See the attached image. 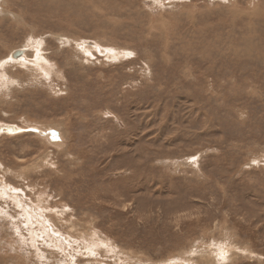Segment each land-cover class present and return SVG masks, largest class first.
<instances>
[{
    "label": "rangeland",
    "instance_id": "1",
    "mask_svg": "<svg viewBox=\"0 0 264 264\" xmlns=\"http://www.w3.org/2000/svg\"><path fill=\"white\" fill-rule=\"evenodd\" d=\"M0 264H264V0H0Z\"/></svg>",
    "mask_w": 264,
    "mask_h": 264
},
{
    "label": "bare ground",
    "instance_id": "2",
    "mask_svg": "<svg viewBox=\"0 0 264 264\" xmlns=\"http://www.w3.org/2000/svg\"><path fill=\"white\" fill-rule=\"evenodd\" d=\"M20 50H21V49H20ZM17 51H18V50H17ZM85 54H86V53H85ZM12 55H13V54H12ZM39 55H40V54H39ZM39 55H38V56H39ZM23 56H24V54L22 55V57H23ZM38 56H37V57H38ZM12 57H14V56H12ZM24 57H25V56H24ZM44 58H45V57H44ZM13 59H14V58H10V60H13ZM18 59H19V58H18ZM38 59H39V62H40L41 65H42L43 62H45V60H44L43 58H41V57H38ZM42 59H43V60H42ZM16 60H17V59H15V61H16ZM36 63H37V62H36ZM28 64H29V63H28ZM42 67H46V66H42ZM1 129H3V128L1 127ZM5 130H6V129H5ZM9 130H11V129H9ZM12 130L14 131V129H12ZM18 131H19V130H18ZM14 132H15V131H14ZM44 136H45V135H44ZM46 136H47V138H49V139H53V138H54V137L51 135V133L47 134ZM52 137H53V138H52ZM58 137H59V136H58ZM53 140H54V139H53ZM51 142H52V141H51ZM13 197H14V196H13ZM15 199L17 200V198H15ZM17 201H18V200H17ZM31 213H32V212L29 211V212L27 213V215H32ZM34 213H35V211H34ZM40 216H41V215H40ZM35 217H36V216H35ZM31 221H32V220H31Z\"/></svg>",
    "mask_w": 264,
    "mask_h": 264
},
{
    "label": "water",
    "instance_id": "3",
    "mask_svg": "<svg viewBox=\"0 0 264 264\" xmlns=\"http://www.w3.org/2000/svg\"><path fill=\"white\" fill-rule=\"evenodd\" d=\"M15 54V53H14ZM20 55V52L16 53L15 56H19Z\"/></svg>",
    "mask_w": 264,
    "mask_h": 264
}]
</instances>
